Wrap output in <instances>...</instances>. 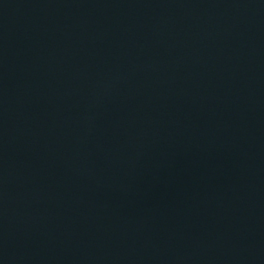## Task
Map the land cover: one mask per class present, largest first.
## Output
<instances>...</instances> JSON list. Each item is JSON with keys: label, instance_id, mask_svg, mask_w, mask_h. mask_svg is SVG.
I'll return each mask as SVG.
<instances>
[{"label": "water", "instance_id": "1", "mask_svg": "<svg viewBox=\"0 0 264 264\" xmlns=\"http://www.w3.org/2000/svg\"><path fill=\"white\" fill-rule=\"evenodd\" d=\"M0 264H264V0H0Z\"/></svg>", "mask_w": 264, "mask_h": 264}]
</instances>
